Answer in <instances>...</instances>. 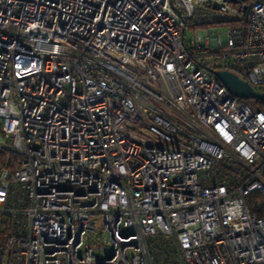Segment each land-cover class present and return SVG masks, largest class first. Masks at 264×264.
<instances>
[{
  "label": "built area",
  "instance_id": "obj_1",
  "mask_svg": "<svg viewBox=\"0 0 264 264\" xmlns=\"http://www.w3.org/2000/svg\"><path fill=\"white\" fill-rule=\"evenodd\" d=\"M215 71L264 87V0H0V264H264V111Z\"/></svg>",
  "mask_w": 264,
  "mask_h": 264
},
{
  "label": "trees",
  "instance_id": "obj_2",
  "mask_svg": "<svg viewBox=\"0 0 264 264\" xmlns=\"http://www.w3.org/2000/svg\"><path fill=\"white\" fill-rule=\"evenodd\" d=\"M257 100L259 101V109L264 111V87L261 88V91L258 92ZM241 100L246 101L248 103L247 98L239 97ZM233 168H225L224 172L227 175L233 173ZM251 199V205L254 203L256 204L259 200L263 199L262 195L254 194ZM12 228V220L7 217L0 216V239H4L8 233L11 231ZM153 253L155 254L156 261L159 264H177L176 263V256H177V249H176V242L173 241L172 238H161L156 237L152 239V247Z\"/></svg>",
  "mask_w": 264,
  "mask_h": 264
},
{
  "label": "water",
  "instance_id": "obj_3",
  "mask_svg": "<svg viewBox=\"0 0 264 264\" xmlns=\"http://www.w3.org/2000/svg\"><path fill=\"white\" fill-rule=\"evenodd\" d=\"M215 73L236 96L243 98H255L258 96V93L248 82L239 79L235 74L227 71H215Z\"/></svg>",
  "mask_w": 264,
  "mask_h": 264
},
{
  "label": "rangeland",
  "instance_id": "obj_4",
  "mask_svg": "<svg viewBox=\"0 0 264 264\" xmlns=\"http://www.w3.org/2000/svg\"><path fill=\"white\" fill-rule=\"evenodd\" d=\"M222 29H223V28H220L219 30H220V31H223ZM223 41H226V36H225V35L223 36ZM227 72H231V73L235 74L236 77H238L239 79L242 80V78H240L239 75H237L235 72H232V71H227ZM252 88H253L257 93L261 91V87H256V88L252 87ZM258 95H260V94H258ZM246 100H248V104L251 106L252 109H254V110L259 109V101L257 100V98H251V97H249V98H247Z\"/></svg>",
  "mask_w": 264,
  "mask_h": 264
}]
</instances>
